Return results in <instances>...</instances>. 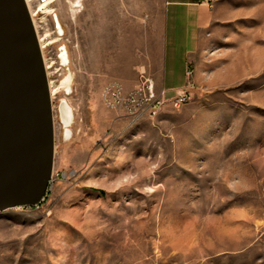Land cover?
Listing matches in <instances>:
<instances>
[{
  "label": "rangeland",
  "instance_id": "374dc122",
  "mask_svg": "<svg viewBox=\"0 0 264 264\" xmlns=\"http://www.w3.org/2000/svg\"><path fill=\"white\" fill-rule=\"evenodd\" d=\"M43 1L52 169L74 174L0 213V264H264V0H206L188 101L132 124L101 91L158 69L167 3Z\"/></svg>",
  "mask_w": 264,
  "mask_h": 264
},
{
  "label": "water",
  "instance_id": "95a60500",
  "mask_svg": "<svg viewBox=\"0 0 264 264\" xmlns=\"http://www.w3.org/2000/svg\"><path fill=\"white\" fill-rule=\"evenodd\" d=\"M50 88L25 0H0V213L44 200L53 168Z\"/></svg>",
  "mask_w": 264,
  "mask_h": 264
},
{
  "label": "crops",
  "instance_id": "0c3cea01",
  "mask_svg": "<svg viewBox=\"0 0 264 264\" xmlns=\"http://www.w3.org/2000/svg\"><path fill=\"white\" fill-rule=\"evenodd\" d=\"M165 3L158 69L150 74L156 88L170 91L183 85L186 65L194 63L200 54L206 42L211 11L206 0H164ZM135 80L132 76L125 84L131 86Z\"/></svg>",
  "mask_w": 264,
  "mask_h": 264
},
{
  "label": "built area",
  "instance_id": "2783aa9c",
  "mask_svg": "<svg viewBox=\"0 0 264 264\" xmlns=\"http://www.w3.org/2000/svg\"><path fill=\"white\" fill-rule=\"evenodd\" d=\"M192 72V65L187 64L183 85L168 91L162 87L156 88L153 77L142 69L130 88H126L118 79L107 82L101 91V99L106 107L115 111L116 117L125 118L128 124L144 118H154L165 106L178 108L188 101L193 87ZM73 174L72 169L66 172H54L52 169L46 192L51 189L55 181Z\"/></svg>",
  "mask_w": 264,
  "mask_h": 264
},
{
  "label": "bare ground",
  "instance_id": "6f19581e",
  "mask_svg": "<svg viewBox=\"0 0 264 264\" xmlns=\"http://www.w3.org/2000/svg\"><path fill=\"white\" fill-rule=\"evenodd\" d=\"M52 0H45V1H43V2H40V5L38 4V6H39V8H44L45 6H47V4H49L50 2H51ZM25 2H26V5H27V7L30 5V0H25ZM30 15H31V18H32V15H34V13L33 12H31L30 13ZM38 42H39V44H40V48H43L44 47V42H43V38L42 37H40V36H38ZM49 44V43H48ZM47 46V45H46ZM52 63V62H51ZM49 68V65H46V69H48ZM48 73V72H47ZM52 74V73H51ZM53 87V86H52ZM51 87V84H50V82H49V88H50V96H51V98L53 97V95L55 94V90L53 89ZM59 88V87H58ZM57 89V88H56ZM57 91H58V89H57ZM52 100V99H51ZM60 111H61V119H62V122H63V124H64V126H65V136L66 137H69L70 136V133H71V131H70V129L68 128L69 127V125H70V122H71V119H72V113H71V111H70V109L68 108V107H66V106H62L61 108H60Z\"/></svg>",
  "mask_w": 264,
  "mask_h": 264
}]
</instances>
